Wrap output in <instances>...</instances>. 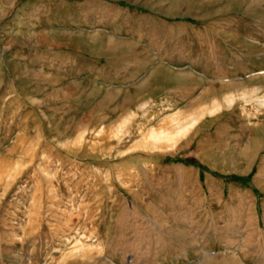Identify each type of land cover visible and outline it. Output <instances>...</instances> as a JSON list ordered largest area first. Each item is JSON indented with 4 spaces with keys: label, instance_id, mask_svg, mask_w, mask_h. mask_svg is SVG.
Segmentation results:
<instances>
[{
    "label": "rangeland",
    "instance_id": "374dc122",
    "mask_svg": "<svg viewBox=\"0 0 264 264\" xmlns=\"http://www.w3.org/2000/svg\"><path fill=\"white\" fill-rule=\"evenodd\" d=\"M236 261L264 264V0H0V264Z\"/></svg>",
    "mask_w": 264,
    "mask_h": 264
},
{
    "label": "bare ground",
    "instance_id": "6f19581e",
    "mask_svg": "<svg viewBox=\"0 0 264 264\" xmlns=\"http://www.w3.org/2000/svg\"><path fill=\"white\" fill-rule=\"evenodd\" d=\"M241 261V260H240ZM237 262V264H240V262H238V261H236ZM242 263V262H241Z\"/></svg>",
    "mask_w": 264,
    "mask_h": 264
}]
</instances>
